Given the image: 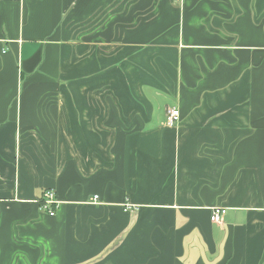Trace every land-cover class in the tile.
<instances>
[{
	"label": "crops",
	"instance_id": "obj_1",
	"mask_svg": "<svg viewBox=\"0 0 264 264\" xmlns=\"http://www.w3.org/2000/svg\"><path fill=\"white\" fill-rule=\"evenodd\" d=\"M0 264H264V0H0Z\"/></svg>",
	"mask_w": 264,
	"mask_h": 264
},
{
	"label": "built area",
	"instance_id": "obj_2",
	"mask_svg": "<svg viewBox=\"0 0 264 264\" xmlns=\"http://www.w3.org/2000/svg\"><path fill=\"white\" fill-rule=\"evenodd\" d=\"M176 3H181L183 0H174ZM166 124L168 126H175L180 121V109L176 106H171L167 108L166 111ZM40 203V209L49 213L50 215H54L55 208L57 207L59 201L56 198V192L53 188H46L43 191L41 198L38 200ZM227 212L226 207L222 206H214L211 209V219L212 221L220 222L223 220L225 214Z\"/></svg>",
	"mask_w": 264,
	"mask_h": 264
}]
</instances>
